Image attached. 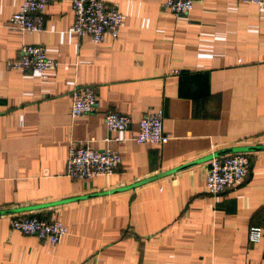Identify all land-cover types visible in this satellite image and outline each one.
Here are the masks:
<instances>
[{"label": "crops", "instance_id": "crops-1", "mask_svg": "<svg viewBox=\"0 0 264 264\" xmlns=\"http://www.w3.org/2000/svg\"><path fill=\"white\" fill-rule=\"evenodd\" d=\"M102 1L121 25L93 45L70 32V0L45 6L37 34L8 25L20 0H0V264H264V150L246 152L234 189L213 198L203 187L211 155L264 147V8L192 0L173 18L164 0ZM22 45L53 62L44 78L6 68ZM74 86L93 90L95 113L69 117ZM157 110L170 139L133 142ZM107 111L130 120L126 132L105 131ZM70 141L115 152L118 168L66 178ZM18 215L53 217L66 234L54 247L23 236L9 227Z\"/></svg>", "mask_w": 264, "mask_h": 264}, {"label": "built area", "instance_id": "built-area-1", "mask_svg": "<svg viewBox=\"0 0 264 264\" xmlns=\"http://www.w3.org/2000/svg\"><path fill=\"white\" fill-rule=\"evenodd\" d=\"M51 0H20L17 11L8 19V25L22 33L37 34L43 30V10ZM264 8V0H239ZM163 9L173 18L185 16L192 8V0H164ZM72 23L70 32L77 38L86 36L91 44L98 45L104 35L115 39L121 25V14L117 4L106 5L102 0H70ZM53 62L46 56L44 49L38 45H22L13 60L6 63L8 70L30 71L39 78H44L45 70ZM69 117L75 119L86 114L95 113L98 101L91 88L74 86L69 92ZM162 112L157 110L147 113L136 122V134L132 141L136 144L163 145L170 137L162 131ZM102 125L107 133H124L130 126V120L115 111H107L102 116ZM105 138L103 142H108ZM119 142L118 138L112 139ZM88 142L67 143L64 175L70 180H85L94 177L110 176L120 164L118 154L109 150H95ZM250 157L246 153H232L212 157L207 161L203 187L207 195L217 197L232 190L248 175ZM11 230L34 237L54 247L66 234V228L53 217L42 220L35 216H13L9 220ZM261 232L250 228L247 239L257 243Z\"/></svg>", "mask_w": 264, "mask_h": 264}, {"label": "water", "instance_id": "water-1", "mask_svg": "<svg viewBox=\"0 0 264 264\" xmlns=\"http://www.w3.org/2000/svg\"><path fill=\"white\" fill-rule=\"evenodd\" d=\"M252 150H264V147L241 148V149H237V150H234V149L225 150V151H221V152H218L216 154H213L212 156L208 157L205 161L209 160L211 157H218V156L230 154V153H243V152L245 153V152L252 151ZM159 177H161V176H156L155 178H152V179L147 180L145 182L154 180V179L159 178Z\"/></svg>", "mask_w": 264, "mask_h": 264}, {"label": "bare ground", "instance_id": "bare-ground-1", "mask_svg": "<svg viewBox=\"0 0 264 264\" xmlns=\"http://www.w3.org/2000/svg\"><path fill=\"white\" fill-rule=\"evenodd\" d=\"M244 153V152H243ZM246 153V152H245ZM230 154H232V153H230ZM228 155V154H227ZM212 156V155H211ZM221 156H224V155H221ZM219 157V156H218ZM212 158V157H211ZM208 161V160H207Z\"/></svg>", "mask_w": 264, "mask_h": 264}]
</instances>
